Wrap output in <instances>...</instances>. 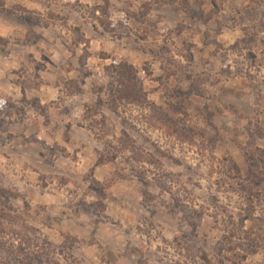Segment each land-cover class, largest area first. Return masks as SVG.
Returning <instances> with one entry per match:
<instances>
[{
  "label": "rangeland",
  "instance_id": "obj_1",
  "mask_svg": "<svg viewBox=\"0 0 264 264\" xmlns=\"http://www.w3.org/2000/svg\"><path fill=\"white\" fill-rule=\"evenodd\" d=\"M0 264H264V0H0Z\"/></svg>",
  "mask_w": 264,
  "mask_h": 264
},
{
  "label": "trees",
  "instance_id": "obj_2",
  "mask_svg": "<svg viewBox=\"0 0 264 264\" xmlns=\"http://www.w3.org/2000/svg\"><path fill=\"white\" fill-rule=\"evenodd\" d=\"M112 67L115 70V73L118 75L117 77V85L111 90L110 96H117L120 100L130 104H144L145 99L140 96V91L138 90L137 86V76L134 67L127 62L114 60L112 62ZM182 96V95H180ZM161 118L160 121L162 125L167 128L173 130L175 134H179L180 138H186V134L189 136H193L194 133L193 129L186 131L183 129L181 125H184L183 122H177L176 119L170 117L165 113L160 114ZM211 128L215 129V127L210 126ZM185 140V139H184ZM211 144H214V140H210Z\"/></svg>",
  "mask_w": 264,
  "mask_h": 264
}]
</instances>
